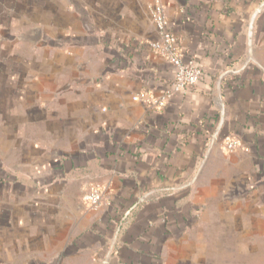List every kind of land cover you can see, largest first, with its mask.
Listing matches in <instances>:
<instances>
[{
	"label": "crops",
	"instance_id": "0c3cea01",
	"mask_svg": "<svg viewBox=\"0 0 264 264\" xmlns=\"http://www.w3.org/2000/svg\"><path fill=\"white\" fill-rule=\"evenodd\" d=\"M155 1L0 0V264H264V0H158L162 110Z\"/></svg>",
	"mask_w": 264,
	"mask_h": 264
},
{
	"label": "built area",
	"instance_id": "2783aa9c",
	"mask_svg": "<svg viewBox=\"0 0 264 264\" xmlns=\"http://www.w3.org/2000/svg\"><path fill=\"white\" fill-rule=\"evenodd\" d=\"M149 15L154 24L157 39L149 43L152 52L160 56L166 63L175 69L174 79L169 90L165 91L159 98L139 94V99L153 110H162L174 93L186 92L195 87L201 80V70L192 60L183 61V54L177 47V40L168 29V19L164 8L158 0L149 8ZM212 143V142H211ZM211 143L209 148H211ZM237 148V142L229 141L224 149L232 152ZM103 200L101 190L95 188L90 190L84 197L88 208L97 211ZM129 215L127 213L125 218Z\"/></svg>",
	"mask_w": 264,
	"mask_h": 264
},
{
	"label": "water",
	"instance_id": "95a60500",
	"mask_svg": "<svg viewBox=\"0 0 264 264\" xmlns=\"http://www.w3.org/2000/svg\"><path fill=\"white\" fill-rule=\"evenodd\" d=\"M257 13V12H256ZM256 13L253 15L250 23H249V26H248V46L250 47L251 46V39H252V29H253V21H254V18L256 16Z\"/></svg>",
	"mask_w": 264,
	"mask_h": 264
}]
</instances>
